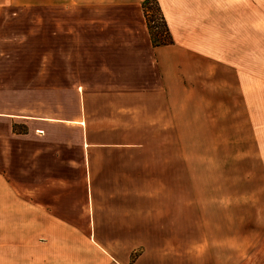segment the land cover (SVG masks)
<instances>
[{"label":"rangeland","instance_id":"obj_1","mask_svg":"<svg viewBox=\"0 0 264 264\" xmlns=\"http://www.w3.org/2000/svg\"><path fill=\"white\" fill-rule=\"evenodd\" d=\"M181 1L182 14L172 17L182 19L177 34L186 55L171 109L158 100L155 111L126 112L118 127L100 131L95 122L86 132L103 144L85 149L92 203L76 208L89 215L77 223L88 238L77 242L85 255L54 252L66 244L52 238L39 254L14 255V264H264V0ZM54 5L0 0V40L14 54L51 55L53 23L67 17L54 15ZM147 10L165 40L155 3H142ZM148 32L154 46L169 45ZM29 91L12 95L11 109L0 113L53 118L54 96ZM55 98L56 113L58 102L66 111L69 96Z\"/></svg>","mask_w":264,"mask_h":264},{"label":"crops","instance_id":"obj_2","mask_svg":"<svg viewBox=\"0 0 264 264\" xmlns=\"http://www.w3.org/2000/svg\"><path fill=\"white\" fill-rule=\"evenodd\" d=\"M53 1L59 3L53 14L67 15L68 22L60 17L53 23L51 55L14 54L13 44L0 40L5 47L0 53V110L11 109L12 95H28L30 89L53 95L55 112L53 118L0 113V264H14L16 254H39L44 243L51 247L52 238L66 244L54 252L85 255L77 242L88 238L77 223L89 215L76 214V208L88 211L92 203L93 173L85 149L103 144L87 136L88 127L95 122L100 131L118 127L115 122L128 121L126 112L155 111L158 100L160 109H166L186 55L177 34L182 19L172 17L182 14L181 0H158L173 40L165 46L151 42L144 0ZM10 28L5 22V29ZM55 96H69L67 103L63 99L66 111H60L58 102L56 113ZM14 124L24 131L14 132ZM18 160L20 167L14 168ZM64 264L86 263L69 259Z\"/></svg>","mask_w":264,"mask_h":264},{"label":"trees","instance_id":"obj_3","mask_svg":"<svg viewBox=\"0 0 264 264\" xmlns=\"http://www.w3.org/2000/svg\"><path fill=\"white\" fill-rule=\"evenodd\" d=\"M152 2L155 3L156 11L158 12V15H159V17H160V19L162 21V26L164 28L163 32H165L166 35H167V38L165 40H161L160 36L153 32V30H152L153 26L152 25L150 26V21H153V20L147 15V13H148V10H147V12L146 11L144 12V16H145L147 24L149 23L148 24V28H149V30L151 32L152 40L156 44H170V43H172L173 40H172V37L170 35L168 26L166 24V21L164 19V16H163V13H162V10L160 8V5H159L158 1L157 0H144L143 4L148 6V3H152Z\"/></svg>","mask_w":264,"mask_h":264}]
</instances>
